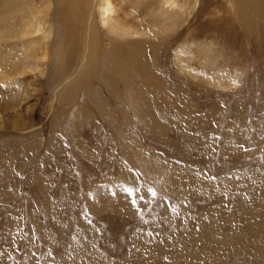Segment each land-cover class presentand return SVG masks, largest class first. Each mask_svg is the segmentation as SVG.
<instances>
[{"label":"rangeland","instance_id":"374dc122","mask_svg":"<svg viewBox=\"0 0 264 264\" xmlns=\"http://www.w3.org/2000/svg\"><path fill=\"white\" fill-rule=\"evenodd\" d=\"M176 1L177 27L154 36L163 0L125 4L129 25L150 32L132 39L149 64L133 80L144 110L133 113L101 55L119 39L96 28L99 73L66 94L84 39L71 58L55 30L29 46L18 33L30 15L54 29L63 10L0 0V112L47 55L38 104L0 125V264H264V6L240 18L234 0Z\"/></svg>","mask_w":264,"mask_h":264},{"label":"bare ground","instance_id":"6f19581e","mask_svg":"<svg viewBox=\"0 0 264 264\" xmlns=\"http://www.w3.org/2000/svg\"><path fill=\"white\" fill-rule=\"evenodd\" d=\"M43 1L46 5L44 13L50 11L49 9L51 2H56L57 6L61 10H63L64 15L59 17V19L60 18L61 19L60 20L58 19L59 21H57V24H59V26H57L56 28L54 27V29L52 27L45 28L48 25L46 26V23L42 24L41 21H38L37 18H41V17L34 15L35 12L32 11L34 12V13L31 12L32 14L30 15V18L32 19L28 20L24 25L25 26L24 30L18 33L19 38L28 37L29 41L27 42V44L29 46H32L35 45L34 43L37 40L36 34L41 33L40 36L41 38H49L53 33V31L55 30L56 38H59L60 44L65 46L64 48L65 53L67 52V57L69 56L70 58L72 57V55L76 53L75 48H76V43L78 42V38L84 39V41L82 42L83 52L81 53V58L79 60L78 66L75 68L72 74V76L74 75V77L66 78L64 83L61 85L62 92L66 94L73 93L74 89L75 90L79 89L78 85L79 84L81 85L82 84L81 82L83 80L90 79L89 77L91 75H92L91 77H95L99 73L97 70L98 67L97 54L99 53L98 52L99 50L95 49L96 48L95 46H96V38H97L96 28L100 27V30L104 31L106 35H108L109 37H113L114 40L119 39L116 41H121L118 42L116 45L113 46L111 45L110 46L111 48L107 49L102 54L101 53L99 54L104 55L103 58L105 57L106 61L110 62L109 73L112 75V77L116 81L122 83L125 87V93L121 96L119 95L116 96L121 101V103H123V107H122L123 111L138 113L139 111L143 110L140 104V97L138 95V90L135 88L133 84V80H135V78L136 79L143 78L142 74L146 71L147 68H149V64L147 63L146 58L143 56L142 51H140V48L138 47L139 42L138 41L132 42V39L133 37L139 38L141 36L144 37L149 35L154 36L158 34L160 29H162L161 31H165L168 28L171 30L177 23V19L174 20V18L178 17L179 19L180 18L179 16L182 17L183 7L179 5L176 0H163L162 8H164L163 16L165 17L162 19V22L160 23L161 18L159 19L157 18V20L155 19L153 21L154 24L151 25V29L153 30V32L150 33L149 31L145 30V32L141 34V31L136 26L129 25L128 23L129 19L126 18L125 16L126 10L128 11L127 9L128 7L126 8L125 4H127L126 2H128L129 0L128 1L127 0H43ZM231 3L236 4L238 8L237 9L238 15L240 18H249V17L255 18L257 16L256 13L260 12L264 6V0H234ZM159 8L161 7L159 6ZM129 12L130 11H128V13ZM159 14L161 13L159 12ZM40 15L42 14L40 13ZM166 15L168 18L166 17ZM168 20L172 24L167 22ZM168 23L170 24L169 26L167 25ZM81 25H85L86 28L85 33H83L84 35H82L83 38L80 35H78L79 33L78 28H80ZM159 25L161 27H158ZM175 27H177V25ZM158 28L160 29L158 30ZM133 45H137V46H133ZM28 50L29 49L25 48V50L23 51L26 60H30L29 58L32 57ZM191 54L194 56V58H196V60L199 59L200 61L202 60L201 57L195 56L194 52ZM183 55H184L183 51H176L174 54L177 61H179V59ZM46 57H47L46 53L40 54L39 56H37V58L35 57L36 60L30 65L32 67V70H35L36 72V77L33 78L35 80V83L32 84V88H30L31 84H29L26 79L24 81L26 83L23 84L26 85V87L21 92L22 98L20 99V101L15 104L8 105L7 107L10 106L9 108L6 107L7 108L6 110L4 109V111L0 112L1 127L8 128L7 127L8 124H11L12 122L14 123L23 114L27 113L30 110L31 107H29L27 104L28 98L32 97L33 98L32 101H34V103L36 102V105L38 104L39 100L42 97V91L40 88H38L40 86L39 77H41L45 73V68L43 66L45 64L44 63L45 59H47ZM56 58L57 59L55 61L58 63V61L61 59V56L57 54ZM31 67H28L27 69H30ZM3 80H6V78L4 76V73L0 72V81ZM145 83H147V81H145ZM153 83L156 86H158L160 89L162 90L164 89V86L161 83L155 81ZM88 94L90 95L91 91H89ZM75 96L77 95L75 94ZM99 101H101V99ZM92 102L99 104L97 98H94ZM0 105L3 106L4 103ZM33 107L34 106L32 105V110ZM106 110L107 107L104 105L103 102H100V104L98 105V111H101L102 114H105L107 115V117H110L108 116V114H106ZM12 127L14 128V125ZM149 163L151 164V162ZM144 166L147 165H144L142 163L140 164V168L142 171L146 170Z\"/></svg>","mask_w":264,"mask_h":264},{"label":"snow or ice","instance_id":"6c2138e0","mask_svg":"<svg viewBox=\"0 0 264 264\" xmlns=\"http://www.w3.org/2000/svg\"><path fill=\"white\" fill-rule=\"evenodd\" d=\"M135 191H138V189L136 190H133L132 188L124 189V192L127 194V196L131 198V204L133 208L137 209V212H139V209L137 208V200L135 198ZM153 195H155V193H153ZM140 199H144V198L141 197Z\"/></svg>","mask_w":264,"mask_h":264}]
</instances>
